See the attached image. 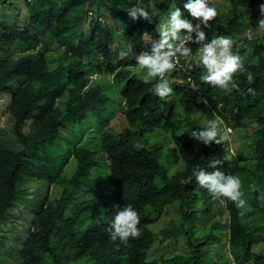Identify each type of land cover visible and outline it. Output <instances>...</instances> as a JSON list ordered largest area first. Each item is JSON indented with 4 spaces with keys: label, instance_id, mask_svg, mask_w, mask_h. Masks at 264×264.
<instances>
[{
    "label": "trees",
    "instance_id": "obj_1",
    "mask_svg": "<svg viewBox=\"0 0 264 264\" xmlns=\"http://www.w3.org/2000/svg\"><path fill=\"white\" fill-rule=\"evenodd\" d=\"M21 2L0 0V96L10 97L9 126L0 128V264H264V253L254 250L264 244V203L249 187L264 188V32L232 47L252 72L251 84L240 73L230 91L202 82L200 45L193 43L191 56L180 57L166 76L173 93L161 99L152 91L158 78L145 83L131 71L136 55L159 39L156 28L171 8L196 24L184 8L188 0H152L151 22L129 16L137 0ZM216 2L218 17L204 29L209 42L258 30L264 0ZM115 102L126 121L120 130L111 125ZM216 118L222 128L254 124L249 146L224 154L229 142L206 145L191 136ZM151 135L173 146L151 144ZM246 150L254 154L250 160ZM164 154L178 168L171 175ZM212 158L241 179L243 216L192 175L197 167L212 171ZM32 183L46 184V196ZM128 204L139 213L141 234L125 246L111 240L110 230L117 206ZM169 205L179 206L180 225L155 233L151 225ZM19 208L30 226L23 243L13 245L7 233L21 236ZM252 216L261 220L256 230ZM177 236L190 253L150 259L157 242Z\"/></svg>",
    "mask_w": 264,
    "mask_h": 264
},
{
    "label": "clouds",
    "instance_id": "obj_2",
    "mask_svg": "<svg viewBox=\"0 0 264 264\" xmlns=\"http://www.w3.org/2000/svg\"><path fill=\"white\" fill-rule=\"evenodd\" d=\"M184 8L199 23L193 25L189 20L182 18L183 13L179 7L171 8L168 12V18L160 23L156 31L159 39L151 45V51H142L136 55V64L140 69H146L143 79L149 83L156 78L152 91L161 99L167 98L173 93V89L166 78L169 72H172L179 63V58L187 60L192 49L189 44L200 45V63L205 69L200 79L202 82L218 87L222 91H230V85L237 73L244 75L251 84L254 81L252 72L247 71L238 54L232 51L234 41L227 36H215L209 42L205 28L211 29L210 22L218 17V10L214 0H188ZM156 4L152 0H137V3L128 11L129 16L138 21L143 18L150 21V10H155ZM260 19L258 20V31L264 32V3L259 6ZM182 30H185L182 35ZM251 93L252 89H248ZM222 122L219 118L208 120L203 127L192 133V137L210 145L213 141L216 144L231 141V129L222 128ZM227 159V155L224 160ZM223 161L219 158L209 160L208 171L206 168L197 167L193 169L192 175L196 182L202 188L208 190L213 198H227L232 201L243 216L248 208V202L244 199L245 193L242 191L241 179L232 174H225L220 170ZM253 192H259L258 200L264 203V190L258 189L256 184L249 185ZM111 223L110 238L113 242L119 240L121 244L127 246L130 239L140 236L139 213L131 205L120 208Z\"/></svg>",
    "mask_w": 264,
    "mask_h": 264
},
{
    "label": "rangeland",
    "instance_id": "obj_3",
    "mask_svg": "<svg viewBox=\"0 0 264 264\" xmlns=\"http://www.w3.org/2000/svg\"><path fill=\"white\" fill-rule=\"evenodd\" d=\"M18 2L20 4H22L21 0H18ZM221 5H222L221 2L215 3V6L218 8H221ZM193 19H195V18H193ZM197 23H199V21H196V24ZM261 34H263V32H260L258 30L255 31L254 29H247L245 31V33H242L239 36H230V38L234 41L233 44H236L239 40L243 39L244 37L249 38V37H253L254 35H261ZM123 48L125 49V46ZM196 61L199 65H202L200 63V53L196 57ZM133 72H135L137 75H139L141 77H144V75L146 74V69H140L138 66H136L134 69H132L131 73H133ZM96 77L97 76H94V78H96ZM108 79L112 81L113 78H112V76H108L107 80ZM9 98L10 97L8 95L0 96V128H7L9 126V121H8L7 112H6V105L9 101ZM111 105H113V106L110 107V112L111 113L114 112V114L111 117V125L116 130H120L126 124V121L124 118L125 116H124L123 112H121V109L119 108L118 104H116V102L111 104ZM116 107H118V109H116ZM223 125L225 128L231 129V132H230L231 141H230V143H228L227 146L224 145V147L226 148V150L223 151L224 154H226L228 152L227 151L228 149L232 153H236V151L238 149H240L241 147H243V148L246 147V145L249 142L251 143V138L250 139L247 138L246 135L249 134V131L252 128V126H254V124H252L248 129H244V130L234 129L233 127H231L230 125L228 126L225 123H223ZM90 135H92V134H90ZM150 143L156 144V145H160V143H164V144L167 143L168 146H170V147L173 146V141H171V140L165 141V138H163V135H157V136L151 135ZM247 146H249V144ZM166 148L167 147L164 148V151H167ZM241 150H242V148H241ZM247 150L245 151L247 154L246 158H248V160H250L254 156V154L248 153ZM161 161L165 165V167L167 168L168 173L170 175L178 170L177 167L173 166L172 164L170 165L167 162L168 160H167V157L165 154H164V156H162ZM32 184H33L34 188H40L42 190V196L43 197L46 196V194L48 192V187L46 184H38V183H32ZM56 190H57L56 185L49 187V191L51 194L56 193ZM248 190H249L248 188L245 189L246 192H249ZM260 190H264V188H262ZM258 195H259V192L257 191L254 199L258 203H262L258 200V198H257ZM178 209H179L178 205L167 206L165 208V210L163 211V213L158 218L154 219V221L151 225L153 231L155 233H158L162 229H165V228L170 227V226L178 227L180 225V222H181L180 217H179L180 213H179ZM14 216L16 218H18L17 221H15V222L19 223L18 227H19L20 231L22 232L21 236L16 237L15 233H7V235L8 236L10 235L9 238H10V241L13 243V245H21L26 238V230L30 226V220L25 221L24 218L20 219L21 208L15 209ZM249 219L251 220L250 222L253 226V229H255V227L258 228V226L261 224V220L259 217L252 216ZM223 221H224V218H223ZM190 250L191 249L187 245L185 238L182 236H179V237L177 236V237H172V238H166V239H163L162 241L157 242V246L153 247L150 250L149 257H150V259L153 260V259L159 258L161 256H166V257L177 256V255H181L185 252L190 253ZM223 250H224V248L221 249V251H223ZM254 250L258 253H264V244L257 245ZM217 252H218V250H217ZM212 257H213V259L217 258V253L215 254V251H212ZM188 264H192V263H188ZM225 264H228V263H225ZM232 264H238V263L232 262ZM242 264H253V263L251 261L249 263H242Z\"/></svg>",
    "mask_w": 264,
    "mask_h": 264
}]
</instances>
